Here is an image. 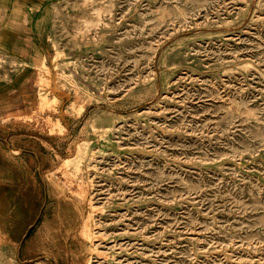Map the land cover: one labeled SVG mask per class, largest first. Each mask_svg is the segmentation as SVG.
I'll list each match as a JSON object with an SVG mask.
<instances>
[{
    "label": "rangeland",
    "instance_id": "obj_1",
    "mask_svg": "<svg viewBox=\"0 0 264 264\" xmlns=\"http://www.w3.org/2000/svg\"><path fill=\"white\" fill-rule=\"evenodd\" d=\"M47 1L9 118L70 130L88 264H264V0Z\"/></svg>",
    "mask_w": 264,
    "mask_h": 264
},
{
    "label": "crops",
    "instance_id": "obj_2",
    "mask_svg": "<svg viewBox=\"0 0 264 264\" xmlns=\"http://www.w3.org/2000/svg\"><path fill=\"white\" fill-rule=\"evenodd\" d=\"M47 2L15 0L0 29V244L25 263L88 264L85 198L55 174L71 157L70 130L50 134L9 118L39 100L35 17Z\"/></svg>",
    "mask_w": 264,
    "mask_h": 264
},
{
    "label": "bare ground",
    "instance_id": "obj_3",
    "mask_svg": "<svg viewBox=\"0 0 264 264\" xmlns=\"http://www.w3.org/2000/svg\"><path fill=\"white\" fill-rule=\"evenodd\" d=\"M45 11V10H44ZM45 14H46V12H45ZM42 16V15H41ZM41 16H40V18H41ZM43 17V16H42ZM47 18H49V17H47ZM45 22V21H44ZM43 22V23H44ZM48 22V21H47ZM46 23V22H45ZM47 24V23H46ZM41 25V24H40ZM44 27V26H43ZM41 28V27H40ZM42 30H43V28H42ZM248 107V106H247ZM101 137V136H100ZM67 163H69V161H67ZM88 221V220H87ZM90 240V239H89Z\"/></svg>",
    "mask_w": 264,
    "mask_h": 264
}]
</instances>
